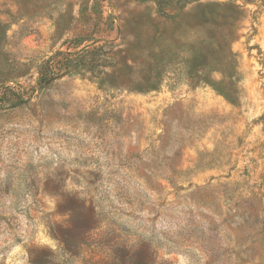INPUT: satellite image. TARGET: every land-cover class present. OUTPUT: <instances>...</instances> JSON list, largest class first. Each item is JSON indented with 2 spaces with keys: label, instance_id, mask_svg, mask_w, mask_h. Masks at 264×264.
Here are the masks:
<instances>
[{
  "label": "rangeland",
  "instance_id": "rangeland-1",
  "mask_svg": "<svg viewBox=\"0 0 264 264\" xmlns=\"http://www.w3.org/2000/svg\"><path fill=\"white\" fill-rule=\"evenodd\" d=\"M231 1L220 83L191 0H0V264H264V0Z\"/></svg>",
  "mask_w": 264,
  "mask_h": 264
},
{
  "label": "trees",
  "instance_id": "trees-1",
  "mask_svg": "<svg viewBox=\"0 0 264 264\" xmlns=\"http://www.w3.org/2000/svg\"><path fill=\"white\" fill-rule=\"evenodd\" d=\"M35 1V2H30ZM21 13H35L41 14L42 12H46L47 7H41L40 4H37V0H14ZM192 2H196L191 5V8L187 11L188 21L192 22L194 25L197 23L200 18H202V28L204 27L206 31L210 29H215L217 34V39H201L199 42H194V45H200L203 50L207 53L202 56V68L203 71L210 67V71H218L222 74L223 78L220 83H224L226 79L230 78V72L233 67V61L235 59V53H233L231 49V43L236 37V27L233 23H231V19L239 13V6L231 0L228 1H217V2H206L201 3L197 2V0H191ZM168 17V16H167ZM168 18L174 19V17L170 16ZM210 40V41H208ZM75 44H79L78 41H75ZM207 45L211 46L212 52H208ZM166 48L169 50V45L166 43ZM87 50V49H84ZM82 50H78L75 52H63L56 51L48 58L44 59L39 63V83H47L48 81L62 74L63 72H67L74 68H78L80 70L86 71L85 64V54ZM86 52V51H85ZM0 56L6 60L5 53L1 51L0 48ZM168 53H166V57ZM149 61L154 60L153 48L148 50ZM151 59V60H150ZM2 60L0 64L2 65ZM7 63V61H5ZM14 64H18L20 66L23 65L21 62H14ZM11 65V64H10ZM3 83L5 81L2 80ZM204 83H210L208 79H201ZM146 82H153L146 80ZM153 86V85H152ZM217 91L222 92V89H217ZM225 98L228 99L227 93H220Z\"/></svg>",
  "mask_w": 264,
  "mask_h": 264
}]
</instances>
